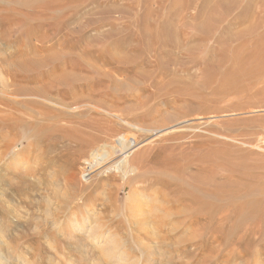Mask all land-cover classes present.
Wrapping results in <instances>:
<instances>
[{"label": "rangeland", "instance_id": "rangeland-1", "mask_svg": "<svg viewBox=\"0 0 264 264\" xmlns=\"http://www.w3.org/2000/svg\"><path fill=\"white\" fill-rule=\"evenodd\" d=\"M7 89L26 159L0 168V264H127L84 240L87 215L121 220L129 195L165 194L210 214L177 230L200 240L155 264H264V0H0ZM122 135L135 175L80 180ZM79 195L76 232L56 205Z\"/></svg>", "mask_w": 264, "mask_h": 264}, {"label": "bare ground", "instance_id": "bare-ground-1", "mask_svg": "<svg viewBox=\"0 0 264 264\" xmlns=\"http://www.w3.org/2000/svg\"><path fill=\"white\" fill-rule=\"evenodd\" d=\"M9 93L10 92L8 89L5 92L4 90L0 91V95L2 97H12L17 100L18 97H13L9 95ZM12 110L13 108H11L9 104H6L5 102L0 103V168L2 172L3 170L7 169L10 172L18 173L14 167L10 168V166L12 167L16 164L22 163L26 157L22 155L24 150V148H21L23 138L19 140L15 133L10 134L11 131L13 132V130L10 128V125L14 128L15 125L9 122L16 120V118L7 117L12 112ZM116 144V146L111 144L102 145L98 150L92 153L90 159L83 161L80 180L84 182L85 179H87L92 173L98 171L101 172L102 169L104 171H102L101 174L115 171L121 174L124 181L135 175L136 169L131 165L130 160L134 153L133 149L137 144L135 139H133V137L129 139L126 135H122ZM26 149L29 150L30 146L28 145ZM117 152L120 154V156L119 158L114 159ZM28 163L29 162L27 161V164ZM1 183H3V178H1ZM1 190L3 189L1 188ZM187 195L189 196V194ZM71 198L72 197H70L64 203L63 208L60 207V203L57 202L58 204L56 205V214L64 215L66 212H68V208L70 211L68 217L70 218L74 216V219L76 220L73 229L77 232L80 231L81 228L79 227H82V224H86L83 220L84 215L78 211L77 207L79 206L77 205L79 203L86 205L85 203H87V201L85 202V197L82 195L76 196L74 199ZM150 200V203H144L136 196L129 195L127 207L122 218H120L121 220H118L115 214L112 213L113 215H110V217L107 215L97 216L96 218H92L91 221V215L88 214V218L86 219L88 220V223H91L90 226H92L89 228V230L87 229L88 235L84 236V240L88 241V243L96 244L94 248L101 250V258H111L114 254H118L121 250L122 253H119V257L121 254L124 258H126V261L124 262L127 264H155L159 261L164 262V260H170V258L176 256L177 254L180 255L184 250V248H182L183 250H174L178 248L176 246L187 244L189 242L192 243L194 241L197 242L200 240L197 236L198 234L195 233V230L191 239L181 238L182 235L179 237L177 234L179 227H181V225L185 224L187 221L190 222L188 225L193 227L200 224V220L206 221L207 215L210 214L208 206L197 208V215H194L192 212H190L191 210L189 212L192 213V216L187 215L189 212H185V209H187L189 206H194L195 203L200 204L202 202L200 198L198 201H194L193 199L192 204L189 206L186 204L184 207L180 204V201L176 199H174L173 202V198L171 200L170 194H165L163 196H153ZM115 201L116 199L112 196L109 197L108 203L115 206ZM91 205L95 206L93 204ZM86 208H90V206ZM65 218H62L61 221H63ZM5 241L6 240L0 236V258L5 257L3 251V246H5L6 243ZM214 241L216 242V240ZM171 245L174 246L173 249L170 247ZM187 248H190V245ZM237 253H239V251ZM237 253H235V255ZM227 254L229 255V253ZM227 254H222V258L226 259L224 262H230L236 258L238 259V257L235 256L234 259H231L230 256H226ZM258 257H261V255L252 258ZM124 258H122V260H124Z\"/></svg>", "mask_w": 264, "mask_h": 264}]
</instances>
